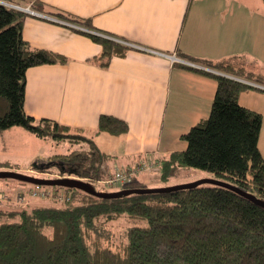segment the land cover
<instances>
[{
  "label": "trees",
  "instance_id": "obj_1",
  "mask_svg": "<svg viewBox=\"0 0 264 264\" xmlns=\"http://www.w3.org/2000/svg\"><path fill=\"white\" fill-rule=\"evenodd\" d=\"M2 1L17 4L16 0ZM50 13L91 29L89 19L60 10ZM23 16V11L0 3V131L20 126L56 143H85V149L73 148L53 155L48 163L37 160L32 166L46 173L59 163L55 166L60 175H74L105 190L98 188L97 182L104 176L101 164L109 156L89 136L78 128L24 112L26 69L64 63L67 57L24 40ZM77 31L100 45V52L87 59L99 67H107L113 56H124L131 49L122 42ZM204 63L264 86L263 74L237 63ZM187 68L212 77L214 95L207 116L181 134L184 149L160 159L157 178L168 185L183 168L200 169L264 200V158L258 149L262 116L238 100L240 93L252 86ZM127 129L117 117H98L96 131L122 134ZM0 167L13 166L0 162ZM43 187L61 188L68 199L47 205L0 206V264H264V208L231 189L201 184L167 193L106 199L77 188ZM128 187L133 186L118 189ZM18 190L15 193L25 192ZM0 193L12 200L11 194ZM116 220L125 221L118 232L111 229Z\"/></svg>",
  "mask_w": 264,
  "mask_h": 264
},
{
  "label": "crops",
  "instance_id": "obj_2",
  "mask_svg": "<svg viewBox=\"0 0 264 264\" xmlns=\"http://www.w3.org/2000/svg\"><path fill=\"white\" fill-rule=\"evenodd\" d=\"M16 2L24 12V40L67 57L64 63L26 69L24 112L89 136L109 156L101 164L104 176L141 160L159 164L170 152L184 149L181 134L207 116L216 86L212 77L187 66L222 75L225 72L204 62H241L245 70L264 75V0ZM57 10L89 19L91 29L51 15ZM77 29L98 32L131 49L99 67L87 59L100 52V45ZM245 82L252 87L238 100L252 109L246 102L255 100V93H264V86ZM101 114L123 120L127 131H96ZM11 128L0 133H10ZM258 149L264 158V118ZM0 162L16 165L1 157ZM33 169L29 165L25 170L35 173ZM138 173L132 180H143Z\"/></svg>",
  "mask_w": 264,
  "mask_h": 264
},
{
  "label": "rangeland",
  "instance_id": "obj_3",
  "mask_svg": "<svg viewBox=\"0 0 264 264\" xmlns=\"http://www.w3.org/2000/svg\"><path fill=\"white\" fill-rule=\"evenodd\" d=\"M236 63L238 65H243V63L241 64V62H236ZM236 78L237 80L244 82V83H246L245 81H247L242 78H238V77ZM247 91L252 92V90H247ZM253 92H256V91H253ZM254 96H255V100L251 102H246V103L251 105L250 107H252L253 110L255 109L256 111H258L261 114L262 120H263L264 118V93H255ZM12 128H11L12 131H10V133H7V132L0 133V157L1 159H9L11 160V162L15 163L16 165L15 167H0V169L14 170V171H19V172H24V173H32V174L43 176V177H56V176L74 177V175H68V174L60 175L57 170V167L55 166L56 164L59 165V163H56L54 164V166L50 167L48 169V172L46 173H39L37 169H33L34 171H36L35 173H33V172L26 171L25 169L29 165H33L35 162H37V160L48 163L50 158H52V156L55 154L67 153L73 148L85 149L87 148V145L85 143L83 142L82 143L80 142L77 144H74V143L71 144L68 142L55 143L49 137L45 139L40 138L22 127L18 126V127H12ZM7 142H10V143H7ZM157 165L158 163H153L152 168L139 171V173H141V175L143 176V180H138V179L132 180L131 178L128 182H125L124 184H121V185L119 184L113 187H107V186H104L103 183H100V180L103 179V177H101L99 181L97 182V187L103 188L105 190H117L119 187L123 185L125 186L132 185L133 187H139V186L154 187V186L166 185V183H164L163 181H160L157 178V172H156ZM206 177H215V176L212 173L204 171V170L195 169V168H183L180 171L179 175L176 177L170 178L167 184H178V183L190 182L193 180H197L200 178H206ZM29 186H31L30 188L35 187V185L32 186L31 184H24V185L20 184L14 179L13 180L9 178L0 179V192L11 194L10 195L12 196L11 201H14L18 195L24 196L25 194L24 192L20 191L18 193H15L18 190V188H22L24 191H26L27 189H29ZM42 188L45 190L50 189V188L43 187V186ZM53 190H57V189L53 188ZM25 197H26L25 204L27 205H32V204H46L47 205V204H51L52 202L53 203L57 202V201H54L51 197L49 198L27 197V195ZM124 222H125L124 220L113 221L111 223V229L114 230L115 232H118L120 228L122 227V225H124Z\"/></svg>",
  "mask_w": 264,
  "mask_h": 264
},
{
  "label": "water",
  "instance_id": "obj_4",
  "mask_svg": "<svg viewBox=\"0 0 264 264\" xmlns=\"http://www.w3.org/2000/svg\"><path fill=\"white\" fill-rule=\"evenodd\" d=\"M0 3L4 5H8L11 7H16L17 9L22 10L21 7H18L14 4L5 2L0 0ZM24 9V8H23ZM24 10H28L25 8ZM90 33H98L92 30H87ZM102 35V34H100ZM223 76H227L230 78L237 79L234 76H230L225 73H220ZM15 179L18 181L30 183L37 186H61V187H68V188H77L80 189L88 194L94 195L99 198H118L122 196H127L129 194L137 193V194H150V193H167L171 191L192 188L201 184H212L217 186H222L228 189L235 191L237 194L241 195L242 197L254 202L255 204L259 205L260 207L264 208V200L258 198L253 193L246 192L245 190L239 188L238 186L231 184L225 180L215 178V177H206L200 178L197 180H193L190 182L178 183V184H168L162 186H154V187H128V188H121L117 190H100L97 189L92 183L82 180L76 177L70 176H56V177H42V176H35L29 173L14 171V170H7V169H0V179Z\"/></svg>",
  "mask_w": 264,
  "mask_h": 264
},
{
  "label": "built area",
  "instance_id": "obj_5",
  "mask_svg": "<svg viewBox=\"0 0 264 264\" xmlns=\"http://www.w3.org/2000/svg\"><path fill=\"white\" fill-rule=\"evenodd\" d=\"M153 167V162L149 160H141L138 164L132 167H127L121 170H116L112 174H109L107 176H103V179L100 180V183H103L104 186L107 187H113L117 185L124 184L125 182H128L132 176L143 170H147ZM63 190H45L42 188V186H37L33 188L27 189L23 195H18L17 198H15L14 201H9L8 197L0 193V206H8V207H23L26 204V195L27 197H43V198H49L51 197L52 199L56 201L62 202L63 200H67L68 198H64V193L61 192Z\"/></svg>",
  "mask_w": 264,
  "mask_h": 264
}]
</instances>
